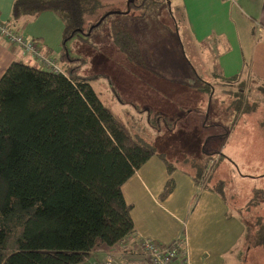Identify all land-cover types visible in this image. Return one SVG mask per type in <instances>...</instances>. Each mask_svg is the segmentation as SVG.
I'll list each match as a JSON object with an SVG mask.
<instances>
[{
	"label": "trees",
	"instance_id": "obj_1",
	"mask_svg": "<svg viewBox=\"0 0 264 264\" xmlns=\"http://www.w3.org/2000/svg\"><path fill=\"white\" fill-rule=\"evenodd\" d=\"M165 1L128 0L126 8L129 13L137 8L155 10ZM101 2L16 0L12 6V26L36 21L46 12L60 19L62 73L14 61L0 78V264H86L99 250L113 257L116 250V255H125L128 251L118 247L135 230L133 208L124 200L122 186L157 157L169 176L160 200L173 189L174 165L154 147L132 137L125 122L90 85L99 76L78 75L75 59L65 52L67 41L80 36L87 40L109 18L126 15L106 11L88 21L86 16ZM111 29L114 46L130 62L145 67L135 35L119 24ZM180 49L186 58L182 43ZM189 75L195 78L189 87L206 93L209 104L213 96L209 83L193 65ZM212 75L228 84L227 93L234 104L237 101L236 108L249 113L248 80L241 75L226 79L216 66ZM258 85L254 108L263 105L264 110V103H260L264 83ZM156 119L163 121L159 115ZM260 128L264 130V117ZM215 157L219 161L225 156L204 154L200 158L202 168L188 175L199 188L218 193L229 212L239 215L246 248L264 250L263 209L251 222L244 208L232 207L223 181L211 183Z\"/></svg>",
	"mask_w": 264,
	"mask_h": 264
},
{
	"label": "rangeland",
	"instance_id": "obj_2",
	"mask_svg": "<svg viewBox=\"0 0 264 264\" xmlns=\"http://www.w3.org/2000/svg\"><path fill=\"white\" fill-rule=\"evenodd\" d=\"M127 3L128 0H102L86 16L88 21L106 11L126 15L109 18L87 40L80 36L65 43L68 57L76 61L78 75H98L90 85L101 101L125 122L136 141L167 156L177 170L192 174L202 168L200 158L204 154L224 153L225 157L219 161L215 157L212 163L211 183L223 181L232 207L244 208L252 222L264 211V177L259 178L264 175V130L260 128L264 110L263 105L254 108L259 85L248 81L250 112L242 113L236 108L237 101L234 104L227 93L228 84L212 75L217 54L212 45L195 44L184 28L181 0H166L155 10L137 8L130 13ZM28 22V34L38 31L43 44L37 42L54 49L50 54L43 46L45 55L62 68V44L58 42L63 28L58 17L46 12L37 21ZM116 24L135 35L145 67L130 62L114 46L111 26ZM181 43L186 58L182 56ZM187 61L213 89L210 105L206 93L189 87L195 78L189 75L192 65L188 66ZM25 62L33 65L30 60ZM157 115L163 118L161 123ZM207 255L210 258L213 254ZM225 257L231 264H264V250L246 248L242 239Z\"/></svg>",
	"mask_w": 264,
	"mask_h": 264
},
{
	"label": "crops",
	"instance_id": "obj_3",
	"mask_svg": "<svg viewBox=\"0 0 264 264\" xmlns=\"http://www.w3.org/2000/svg\"><path fill=\"white\" fill-rule=\"evenodd\" d=\"M15 1L0 0V21L10 23ZM181 1L184 28L195 44L212 45L217 53L216 69L224 78L241 75L248 81L264 83V0H234L231 4L223 0ZM30 23H19L15 27L27 40L41 43L38 31L31 36L28 34ZM61 34L58 44H61ZM41 46L50 54L54 51L49 44ZM26 60L36 67L31 58L0 38V78L12 62L26 63ZM168 177L163 161L153 157L122 186L124 200L133 208L135 234L160 246L186 234L193 264H231L226 263L229 258L225 256L231 254L241 239L243 242L244 226L239 215L229 212L227 203L218 193L199 188L188 173L180 170L172 174V191L166 199L160 200ZM251 196V193L247 195L248 200ZM123 251L128 252L116 255L118 259L139 264L137 249L124 248ZM208 253L213 255L209 258ZM106 255L107 252L99 250L89 261L102 260Z\"/></svg>",
	"mask_w": 264,
	"mask_h": 264
},
{
	"label": "built area",
	"instance_id": "obj_4",
	"mask_svg": "<svg viewBox=\"0 0 264 264\" xmlns=\"http://www.w3.org/2000/svg\"><path fill=\"white\" fill-rule=\"evenodd\" d=\"M229 4L234 0H223ZM0 37L9 45L18 48L23 55L31 58L36 67L52 73H62L58 63L45 55V51L35 40H27L16 27L10 23L0 21ZM122 248L137 249L136 256L139 264H193L189 255L188 239L186 234L177 238L166 246H160L153 241L133 234L121 243ZM86 264H128L123 259L107 255L103 260L94 259Z\"/></svg>",
	"mask_w": 264,
	"mask_h": 264
},
{
	"label": "water",
	"instance_id": "obj_5",
	"mask_svg": "<svg viewBox=\"0 0 264 264\" xmlns=\"http://www.w3.org/2000/svg\"><path fill=\"white\" fill-rule=\"evenodd\" d=\"M168 6H170V4L168 3Z\"/></svg>",
	"mask_w": 264,
	"mask_h": 264
}]
</instances>
